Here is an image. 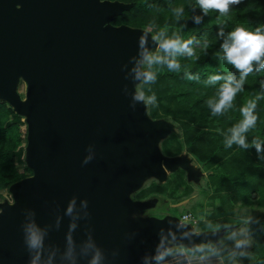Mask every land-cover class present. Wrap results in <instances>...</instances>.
<instances>
[{"label": "water", "instance_id": "obj_1", "mask_svg": "<svg viewBox=\"0 0 264 264\" xmlns=\"http://www.w3.org/2000/svg\"><path fill=\"white\" fill-rule=\"evenodd\" d=\"M129 6L118 0H0V99L27 117L32 171L10 185L13 202L0 203V264H30L35 253L25 244V226L31 222L45 232L38 264L49 258L50 264H89V241L100 249L101 264H133L154 258L168 239L185 247L211 239L186 232L171 214L119 217L140 207L125 194L142 174L162 179L165 169H189L184 157L157 150L158 134L150 129L167 122L149 118L132 100L138 37L147 30L109 23ZM18 78L26 85L23 99L15 91ZM73 198L76 228L69 232L65 209ZM69 235L74 259L67 255Z\"/></svg>", "mask_w": 264, "mask_h": 264}, {"label": "trees", "instance_id": "obj_2", "mask_svg": "<svg viewBox=\"0 0 264 264\" xmlns=\"http://www.w3.org/2000/svg\"><path fill=\"white\" fill-rule=\"evenodd\" d=\"M118 1L129 3L130 6L112 16L109 23L126 24L150 33L166 29L169 36L176 33L184 39H194L192 47L199 54V60L193 61L191 58L179 57L182 65L179 73L169 72L166 68L157 72V75L163 77V88L169 90L173 99L174 109L171 113L173 119L179 122L186 119L193 122L205 120L209 126H214V128L200 129L194 133L193 138L189 139L200 141L203 146L202 152L212 157V161L220 157H222L221 160L226 158L234 161V165L242 171L231 178L233 183H246L252 190L264 192V163L253 161L264 152L257 153L251 146L248 149L236 146L233 150H229L224 148L219 141L221 135L226 136L228 129L242 118L239 108L248 100L264 93V89L261 88L264 71L254 72L247 77L244 91L235 98L234 108L223 116H213L206 104L209 98L216 95L219 83L222 81L215 85L205 84L209 75L216 73L232 72L238 78L239 74L218 58L221 38L217 33L220 28L227 32L237 26L254 28L264 24V0H241L239 4L232 7L226 17H220L215 12L204 15L195 5L196 0ZM181 5L184 7L185 16L177 20L173 9ZM196 16L201 17L199 24L194 22L193 17ZM205 39L210 43L209 47L202 51L201 45ZM185 69L198 75L199 80L186 79ZM256 111L259 120L256 128L248 133L249 143L254 138L264 141V98L258 101ZM22 124V115L16 112L9 103L0 99V203L4 197L3 192H10L9 187L13 182L32 172L26 161ZM18 165L23 166L22 171L18 170ZM232 173L234 174V171ZM217 174L226 177L224 172H217ZM233 224H241L245 233L251 238L244 257H239L227 242L216 240L214 236L213 239L196 244L189 250L196 252L197 248L205 246V252H211L208 251L210 247L222 257L224 264H264V219L248 220L247 223L244 220H236Z\"/></svg>", "mask_w": 264, "mask_h": 264}, {"label": "rangeland", "instance_id": "obj_3", "mask_svg": "<svg viewBox=\"0 0 264 264\" xmlns=\"http://www.w3.org/2000/svg\"><path fill=\"white\" fill-rule=\"evenodd\" d=\"M17 8L18 4L15 5L12 14H15ZM151 48L154 49L155 45ZM135 83L136 81L133 83V89ZM163 83L162 75H157L154 84L145 86L146 91L150 87L151 93H155L157 97L155 106L143 105L145 114L149 118L167 122L160 128L150 129V132L158 134L155 145L159 153L165 156L184 157L189 172L183 167L165 169V176L162 179L142 174L138 183L127 189L125 194L128 201H139L140 207L126 210L119 217L123 221H131L149 215L161 217L165 214H171L178 218L183 212L189 211L195 216L196 222L193 225L182 222L186 232L202 231L203 235L211 237V239L214 236L216 240L227 242L239 257H244L251 238L245 233L241 224L233 223L236 220H263L264 192L252 190L246 183H233L231 178L240 173L242 169L235 166L234 161L226 158L221 160L222 157H220L218 160L212 161V157L202 152L203 146L200 141L189 139L193 138L194 133L200 129L214 128V126H209L205 120L193 122L186 119L179 122L173 119L171 114L174 109L173 99L169 90L163 88ZM15 91L20 99L25 97L26 85L22 78H18ZM22 120L21 127L24 132L23 144L26 154V115H22ZM221 136L219 141L226 148L224 146L225 136ZM236 146L233 145L227 149L233 150ZM253 161L264 163V153H261L258 158H254ZM18 170L22 171L23 166L18 165ZM217 172H224L226 177L218 175ZM3 196L2 202H13L10 192L4 191ZM233 233H236V239H244L248 243L242 248H236L235 240L231 238ZM166 247L172 250L183 249L194 252L189 250L190 247L174 243L170 239H168ZM241 253L244 254L241 255Z\"/></svg>", "mask_w": 264, "mask_h": 264}, {"label": "clouds", "instance_id": "obj_4", "mask_svg": "<svg viewBox=\"0 0 264 264\" xmlns=\"http://www.w3.org/2000/svg\"><path fill=\"white\" fill-rule=\"evenodd\" d=\"M103 2V0H101ZM241 0H196V6L199 7L204 15L210 12L218 13L220 17H226L232 10L234 5H237ZM173 14L179 20L185 16L184 7L178 6L173 9ZM194 22L199 24L201 17H193ZM217 35L221 38L219 46L218 58L226 65H230L238 78L232 72L226 74H211L205 81L207 85H215L218 82L219 87L214 97L206 101L208 108L213 116H223L235 106L236 96L244 91V85L247 77L254 72L264 71V24L254 28L237 26L225 32L220 28ZM149 37L155 48L149 47ZM139 56L135 58V64L132 67L133 79L136 81L132 100L136 103H142L145 106H155L157 97L155 93H151V88L145 90V86L154 84L157 80V72L160 69H167L169 72L179 73L182 70V65L179 57L191 58L193 61L199 60V54L192 47L193 38L184 39L179 34L168 35L166 29H160L156 32L144 31L138 37ZM209 41L205 39L201 45L202 51L209 47ZM186 79L199 80L198 75L192 74L187 69L184 70ZM261 88L264 89V81H261ZM151 93V94H149ZM264 98V93L257 95L254 99H250L247 103L239 108L240 116L242 117L237 123L228 129V134L224 139V146L231 148L233 145L239 146L241 149L254 147L257 153L264 152V141L254 138L251 143L248 140V133L257 126L259 116L257 114V104L260 99ZM91 160V156L85 157L83 163L87 164ZM83 206L87 207V201H82ZM66 215L72 218L69 224V232L75 230V199L69 201L65 209ZM87 215V213H85ZM247 223V221H245ZM44 230L40 229L34 222L28 223L25 226V244L28 249L35 253L30 264H38L44 249ZM232 239L235 240V247L242 248L248 241L244 239H236V233L232 234ZM69 251L67 255L73 258L74 242L71 235L67 237ZM163 244V240H161ZM196 252L204 253L205 246H201L195 250ZM215 254V249L208 248ZM84 252H91L89 264H101L103 256L99 248L94 243L89 241ZM184 250H181L183 254ZM171 248H165L158 251L156 254L157 264H160L167 256L172 255ZM244 253H241L243 255ZM201 256L200 259H205ZM46 264H50L49 261Z\"/></svg>", "mask_w": 264, "mask_h": 264}, {"label": "built area", "instance_id": "obj_5", "mask_svg": "<svg viewBox=\"0 0 264 264\" xmlns=\"http://www.w3.org/2000/svg\"><path fill=\"white\" fill-rule=\"evenodd\" d=\"M178 218L181 222H188L191 225L196 222L195 216L189 211L183 212L178 216ZM181 250L183 249L172 250L173 254L167 256L163 261L160 262V264H224L222 257L216 253H196L184 250L183 254H181ZM202 255L206 257L203 260L200 259ZM155 257L150 260H146L141 264H157Z\"/></svg>", "mask_w": 264, "mask_h": 264}]
</instances>
